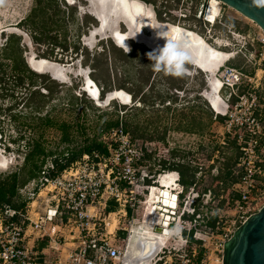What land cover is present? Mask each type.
I'll return each instance as SVG.
<instances>
[{
	"label": "rangeland",
	"instance_id": "rangeland-1",
	"mask_svg": "<svg viewBox=\"0 0 264 264\" xmlns=\"http://www.w3.org/2000/svg\"><path fill=\"white\" fill-rule=\"evenodd\" d=\"M55 1L61 13L59 16L64 22L63 24L59 22V26H53V29L49 31V35L52 40L43 46L35 44L28 32L17 27L20 20L28 16L29 13L38 9L36 0H0V59L9 37L11 35H15L21 38L19 47L22 51L25 63L26 60L32 56L42 58L41 55L46 54L47 56L45 59L49 61L48 65H50V67L46 69V72L38 74L44 75L47 79H34L31 82L25 78L23 83L19 85H16L15 82H13L14 78L11 77L9 70L3 67V70L6 69L7 79L9 80L4 81V84L2 83L0 85L4 86V88L8 90L7 93L0 89V148L4 151V155L8 159V164L7 166H0L1 180L6 179L9 175L15 172L19 173L20 177L28 174L27 172L30 167H28V169L24 172L21 171L24 165V156L27 153L25 147L28 144H32L35 140H38L41 132H43L41 140L48 155L44 167V170H46V168H51V161L54 157L64 156L68 151L74 148L76 149L86 139L97 136L107 120L115 119L114 114L119 113L118 110L121 109L120 106H126L127 109L124 113H126V115L130 114L128 107H131L134 104L130 103L125 105L118 101L119 90H117V88L122 84L126 86L127 91L123 89L120 90L126 92L127 94L128 91L134 92L141 89L142 92L140 96L144 93L146 95L149 94L152 97V100L157 99V95H162L164 108L168 106V110L163 109L157 122L163 126V128H167L169 126H172L171 129H175L178 126L186 127L189 124L188 120L192 116L196 114L200 115V110L194 109L196 104L200 103V101L196 100V96L200 95L207 89L205 83L206 74L207 76H209L208 73L211 74L212 79L210 80V84L217 80L220 84L219 78L216 77L219 66L206 71L207 69L205 67L203 68L200 63V57L196 55L197 52L192 50L193 59L191 62L194 65L191 67L189 66L191 63L186 62L185 68L188 72H185L183 76L171 75L167 73L163 67L157 69V60L155 56L158 54L155 52L159 53L164 47L166 38L173 39L169 35L173 28H178L179 30H183L185 32H190L191 30L189 29L191 28L193 32L198 35L191 32L192 34H195L198 37L201 36L203 40L205 39L204 41L206 44L212 48L213 46L217 48H213L216 51H220L218 49L221 47L214 44V35H219V33L222 34L224 29L230 27V25L236 26L238 23L240 25L248 24L251 28H255L260 32L261 38L264 36L260 29L253 23L223 5H221V19L218 26L215 28L212 27L213 25H206L208 23L204 22V16H200L199 18V11L201 7L196 14V18L201 20L198 21L200 23L194 21L192 22L187 19L183 20V17L185 18V16H189L191 9L195 7L196 0H180L178 10L169 11L170 14L177 17L176 25L169 22L173 25L170 26V24L166 22L169 21L167 10H165L166 13L162 14L161 18L166 20L165 22L169 25L160 24V22H157L159 18L158 10L164 12L163 3L165 0H159V2H157V6L148 4L153 9L157 19V21L152 22L154 29V34L151 35L152 39L150 37V40H147L145 36L142 37L141 32L138 30H136L138 32L137 36L134 35V32V34L129 33V35L122 34L121 32H124V28L121 24H119L118 30L121 31L119 32L121 35L125 36L127 39H134L146 46L145 47L142 44L131 41L129 46L125 48L126 50L123 51L126 54L123 57L122 53L111 48V44L115 47L116 45L108 38L111 37L109 36L110 32H118V30L115 29L116 22L122 18L120 15L121 11L119 9L120 5H117L114 0H85L87 3L84 0ZM172 1L177 3L176 0ZM208 1L209 0L203 1L206 2V8ZM161 4L163 5L161 6ZM87 7L89 14L99 20V23L101 24L100 30H93L97 25V21L84 11ZM52 13L53 11L50 10L47 15L50 16ZM223 19H226V21ZM125 25L130 30V26L128 24ZM92 32H94V34H91ZM161 36H166V38ZM55 43L67 46V51L63 50L59 45H54ZM147 47L155 52L151 51ZM75 48H77L76 52ZM232 49L236 51L238 48L232 46ZM149 53H152L154 56L152 60L149 59ZM0 62L3 64L8 63L5 60H0ZM194 66L196 68H201V70H203L206 74L200 72ZM251 68V65L247 66L248 70H251ZM259 69L264 70V63L259 65ZM213 73L214 75H212ZM258 73L261 74L260 72ZM244 74L249 75L247 73ZM91 75L97 79L100 91H102V89L112 91L110 93H106L102 100L100 97L97 99L91 98L85 89V82L88 85L87 78L91 79ZM45 86H48L53 93H51L50 98L47 99L48 103L44 104L45 107L42 111L43 113H34L27 108L26 103L34 102L35 99L29 97L35 90H39L43 94L49 93L44 89ZM88 86L90 91L94 88L92 85ZM211 88L214 92L213 86H211ZM174 89L179 92L184 91L185 94L180 92V95H177L179 98H176L173 96L175 95ZM11 94H13V97ZM226 94L227 90L225 88L222 89L221 97L225 98ZM211 95L212 94L209 89V92H206L205 94L209 101L211 99ZM262 97L264 99V87ZM231 102L234 103L235 99H232ZM204 106L205 105H202L203 111L208 113V110L205 109ZM48 114L53 122H55L56 126H60L62 123L73 126L70 130V143H64L61 141L62 133L56 126L43 127L44 131L37 128V126L40 125L38 122L39 119H44ZM134 116L135 119L132 120L133 126L136 124L140 125L142 129H146L144 137H146V134L150 136L154 130L153 126L148 124L150 118L147 117L146 111L141 115H137L136 112ZM261 116L264 121V108ZM203 118L204 116L202 119ZM207 122L208 117L206 119V124ZM216 122H218V124L214 127L215 132L212 133V137L208 141V144L213 147V154L216 146H220L218 145V138H220V134L223 133V129L221 127L222 121ZM155 124L156 123H154V126H158ZM173 132L174 130H169V134L174 135V138L176 139L179 132ZM160 133H162L161 129ZM102 134L98 136V140H100ZM185 137L186 136L184 135L178 140H185ZM136 141L142 145L151 143L146 141ZM153 143L156 144L155 142ZM157 147L158 144L154 146L155 152H158ZM171 147L173 150L178 151V153L176 152V156H178L176 157L177 160L180 157L178 162L189 164L190 166L196 168L197 172L199 167L202 166L203 177L197 183V190L202 191L211 188L212 192L216 195V203L218 202L221 208H225L226 203L230 198L228 197L229 195L227 191L221 192L219 187L220 181L218 182L217 189L214 176L211 175L210 177L206 172L208 169V167H206L207 162L202 160V157L205 156L207 150L205 149V153L200 152V149L198 150L199 152H197V145L194 148L193 146H189L181 147L177 150L173 147V145ZM7 148L9 151H7ZM193 149L195 150L192 153ZM232 149V144L229 143L217 150H220L219 155H223L224 152V154L229 156L233 153ZM219 158L221 157L219 156ZM140 165H142V163ZM41 181L42 178L39 182ZM259 183V188L264 190V177L259 178ZM36 186V183L31 182L23 189V191H21L22 193H19L23 197H29ZM214 188L216 190H214ZM220 195L223 196L222 200L219 198ZM182 197L183 196H180V199ZM263 205L264 199L258 206V210H260ZM152 206L153 205H151V208ZM258 210L256 212H258ZM179 212L180 207L177 208V215Z\"/></svg>",
	"mask_w": 264,
	"mask_h": 264
},
{
	"label": "built area",
	"instance_id": "built-area-1",
	"mask_svg": "<svg viewBox=\"0 0 264 264\" xmlns=\"http://www.w3.org/2000/svg\"><path fill=\"white\" fill-rule=\"evenodd\" d=\"M219 5L211 26L221 18ZM200 7L199 18L207 10ZM259 41L264 45V36ZM216 76L221 90H227L222 101L228 106L218 145L234 143L239 152L232 168L235 181L219 182L230 199L221 208L211 189L197 190L203 177L200 166L196 183L181 192L179 233L155 264H221L224 243L264 199L259 188L264 177V70L245 75L224 65ZM217 116L214 112V120ZM99 142L105 153H85L54 176H42L37 192L26 197L21 209L0 205V264H119L124 242L109 231L111 219L117 224L139 203L143 181L151 179L140 164L156 144L142 145L122 126L104 132ZM218 155L215 151V159ZM210 173L217 177L219 170Z\"/></svg>",
	"mask_w": 264,
	"mask_h": 264
},
{
	"label": "trees",
	"instance_id": "trees-1",
	"mask_svg": "<svg viewBox=\"0 0 264 264\" xmlns=\"http://www.w3.org/2000/svg\"><path fill=\"white\" fill-rule=\"evenodd\" d=\"M142 1H144L147 4H153L155 6H157V2H159V0H142ZM179 1L180 0H176L177 3H175L172 0H165V2L163 3L164 12H162L161 10H158V15H159L158 22L160 23L172 22L171 24L176 25L177 17L170 14L169 11L171 12V11L178 10ZM36 2L38 4V9L33 11L32 13H29L28 16H26L23 20H21L17 24V27L22 28L24 31L28 32L31 36L32 41L35 44L45 46L46 44L50 42V40H52L50 38L49 31L53 29V26L58 25L59 22L63 24L64 21L59 16L61 13H60V10L58 9V5L56 4L55 0H36ZM203 3H204L203 0H196L195 7L191 9L189 16H185V18L183 17V20L187 19L189 21L191 20L192 22L201 21L199 18L198 19L196 18V14L198 13L201 5L203 6L206 5V3L204 4ZM163 4H161V6ZM50 10H52L53 13L52 15L48 16L47 14ZM165 10H167L168 12L169 21H166L161 18L162 14L166 13ZM223 20L226 21V19H223ZM206 25L208 26L209 24H206ZM217 26H218V22L216 21L212 27L215 28ZM189 30L193 31L191 28ZM20 39H21L20 37L11 35L7 41L6 46L4 47L2 51L3 54L0 60L2 61L5 60L9 64L8 63L3 64L0 62V85L4 81L9 80L7 79L8 77L6 75V69L9 70L11 77L14 78L13 82H15L16 85L22 84L25 78H27L31 82L34 79L45 80L46 78L44 75H38L28 68L22 56V51L19 47ZM54 45L56 46L59 45L63 50L67 51V46H63L62 44H59V43H55ZM111 48L113 50H118L120 53H122L123 57L126 55L123 52V50H121L118 47L113 46L112 44H111ZM76 51H77V48H75V52ZM46 56H47L46 54L41 55L43 59H45ZM3 67H5L6 69L3 70ZM90 77L97 84L98 88H100L99 84L97 83L98 82L97 79L93 75H91ZM0 89H2V91H5V92L8 91L7 89L4 88V86H0ZM44 89L47 90V92L49 93L43 94L39 90H35L32 92V95L29 97V98L35 99L34 102L26 103L27 108H29L34 113H37V114L43 113L42 111L44 110V107H45L44 104L48 103L47 99L50 98L51 93H53L48 86H45ZM120 89L126 90L127 88L124 84H122L121 86L117 88V90H120ZM110 92L112 91L102 89V91H100L101 100L103 96H105L106 93H110ZM129 92H132V91H129ZM141 92H142L141 89L134 91L133 97L135 99L140 97L141 104L143 105V108L141 110L143 111V109L147 107L146 104L148 103L146 99L147 97L144 94L143 96H140ZM11 95L13 97V94ZM196 100L200 101V97L197 96ZM120 108L121 109L118 110L119 113L114 114L115 119L107 120V122L104 123V127L101 128L97 136L86 139L76 149L74 148L68 151L67 154L64 156L54 157V159H52L51 161L52 163L51 168H46V170H44V167H45L48 155L46 153V149L43 146V143L41 140L42 134H43V132H41L38 140H35L34 142H32V144H28L25 147L27 153L24 156V165L21 171L24 172L28 169V167H30L29 171L27 172L28 174L25 176L22 175L23 177H20L19 173L15 172L9 175L6 179H3V180L0 179V205L5 204V205H9L10 207L14 209H21L22 207H24L25 203L27 202V198L23 197L19 192L24 187H26L29 183L34 182L37 184V186L33 190V193H36L40 185L39 180L42 178V176H46V177L54 176L55 173L63 170L69 164L79 159L81 155L85 153H91L92 151H98L100 153H105L106 149L99 142L98 136H100L102 133L108 131L111 128L122 126L125 132L127 133L132 132L135 138H137L138 137L137 135L139 134V136H141V138L140 137L139 138L144 139L142 137H144L146 130L142 132V130L138 129L137 126L136 127L131 126L128 120H126L125 118L126 113L124 112L126 111L127 107L120 106ZM194 109H197V110L199 109L200 115L196 114L192 116L188 120V122L190 123L191 128L193 127L195 128L194 133H202L203 126H204L202 122L203 110L201 108V105L199 106L196 105ZM166 110H168V108ZM207 117H208V114L206 113V118ZM222 120H223V117L221 116H217L215 119V121H219V122ZM38 122L40 123V125H38L37 128L40 129L41 131L42 130L44 131L43 127L45 128V127L56 126L55 122H53L49 114L44 119H39ZM151 122H153V120ZM210 122L211 123L214 122V114L211 115ZM56 127L57 129L61 130V133H62L61 141L64 143H70L71 142L70 130L73 128V126L62 123L60 126H56ZM191 128L189 130V133H193ZM156 134L157 132L153 131L150 135L153 136V139L161 140L162 137ZM134 137L132 138L135 139ZM230 144H232L233 153L229 156L227 155L224 156L225 164L221 172L222 177L220 176L219 179H222L225 174L227 178L229 177L228 180L231 183L235 181L234 180L235 178L230 177L231 175L230 171L235 166L236 159L239 155V152H238V149L234 146V143H230ZM7 151H9L8 148H7ZM171 170L177 172L180 175L179 182L183 188L187 189L189 186H192L196 183L195 175L197 173V169L190 166L189 164L178 162L177 164L172 165ZM219 179H215L217 189H218ZM214 190L216 189L214 188ZM208 224L210 226L214 225L213 221H210Z\"/></svg>",
	"mask_w": 264,
	"mask_h": 264
},
{
	"label": "water",
	"instance_id": "water-1",
	"mask_svg": "<svg viewBox=\"0 0 264 264\" xmlns=\"http://www.w3.org/2000/svg\"><path fill=\"white\" fill-rule=\"evenodd\" d=\"M217 1L253 23L264 34V0ZM120 4L123 13L131 17V19L128 18L130 26L136 29V22L144 19L142 21L143 25H141L142 32L147 36L151 35L145 20L147 7L149 6L151 8V6L142 0H120ZM125 4H127V9ZM151 10L154 19L157 20L152 8ZM94 19H96L97 25L93 30H100L101 24L99 20L95 17ZM204 22L208 24L213 23V21L209 22L206 18V12ZM121 25L124 28V34H128L129 28L123 23ZM91 34H94V32ZM109 39L113 41L116 47L123 51H125V48L129 46L131 41L134 42L131 39H127L125 44L121 45L120 42L117 43L113 38ZM35 58L32 56L26 60L28 68L36 74L46 72V68L50 67L48 65L49 61ZM197 68L202 72L199 67ZM91 82L95 86L96 92L94 94H88L93 99H97L100 97V89L93 80ZM118 93L121 98L127 99V101H122L120 98L118 101L121 103L124 102L123 104L125 105L131 103V96L129 94L122 90H119ZM210 107L213 112H216L221 117L225 116L228 110V106L222 100L216 106V109L211 104ZM6 158L4 151L0 148V165L6 163ZM160 183H156V188H159L161 191L165 190L166 188ZM177 184L178 181L176 180L174 186ZM171 195L173 194L171 193ZM179 196H182V194H179ZM161 199H163L162 196H160ZM180 200V197L176 196L175 206H169V208H165L160 203L153 205L152 211L151 205H148L147 201L143 204L138 221L129 227V232L123 246V255L119 264H155L162 250L172 243L175 235L179 233L176 223L179 221L177 208L180 207ZM221 264H264V205L258 212L249 216L235 230L230 239L224 243Z\"/></svg>",
	"mask_w": 264,
	"mask_h": 264
},
{
	"label": "crops",
	"instance_id": "crops-1",
	"mask_svg": "<svg viewBox=\"0 0 264 264\" xmlns=\"http://www.w3.org/2000/svg\"><path fill=\"white\" fill-rule=\"evenodd\" d=\"M220 19H217L218 23H219ZM214 37H215V39H214L215 43L214 44L221 47L218 50H220L223 53L230 54V57L224 63L225 66L237 69V70H239L243 73H247L249 75H253L256 71H259V65L264 63V62H262L264 60H260V55H262V58L264 59V45L261 44L259 41L261 39V35H260L259 31H257L255 28H251L248 24L240 25L238 23L236 26L230 25V27H227L224 29V32L222 34H220V33H219V35L215 34ZM212 39H213V37H212ZM212 43H213V41H212ZM232 46H235L238 49H236V51H234L232 49ZM213 48H215V47L213 46ZM215 49H217V48H215ZM252 60L254 61V63ZM249 65L252 66L251 70L247 69V66H249ZM191 67H193V65H191ZM196 69L199 70L198 68H196ZM186 72H188V71H186ZM203 73H205V72H203ZM208 75L210 77L207 76V74L205 77V83H206L207 89L204 90L200 95H197L198 97H201V98H200V103L196 104L197 106L201 105V108H202V105H205L204 108L208 110V113L204 112V111L202 112V117L204 116V118L202 119L203 125H204L202 133H194L195 128L194 127L191 128L190 123L186 127L178 126L175 129H171L172 126H169L167 128H163V126H161L157 122L158 118L160 117V113H162L163 109L166 110L168 107L167 106L166 108H164V102L162 99V95L161 96L157 95V99L152 100V97L149 94L146 95L144 93V95L147 97L146 99H147L148 104H146L147 107H145V109H143V111H142L141 109L143 108V105L141 104L140 97L135 99L133 97V92L128 91V94L131 96V103L134 105L131 107H128L130 114L125 115L126 120H128L130 125L133 126L132 120L135 119L134 115L136 114V112H137V115L138 114L141 115L146 111L147 117L150 118V121H148L149 122L148 124L153 126V130L156 131L157 134L162 137V139L156 140V139H153V136H151V135L148 136L147 134H146V137H142L144 139H140L141 136H139V134L137 135L138 137L135 138L132 132H131L132 134L129 133L132 137H134L136 140H138L140 142L141 141H146V142H151V143L155 142L156 144H158V147H157L158 152L154 151V152H148L145 154L142 165L147 167V171H148V174L150 175L151 179H146L143 181L142 186L144 188L142 187L140 189L141 193H142L140 195L141 198H139V203L136 204L135 208L134 209L128 208L126 215L121 216V218L118 219V223L116 224V227L114 229V234L118 239L121 240V242L122 241L125 242L126 236L129 232V226L138 221L140 212L143 209V204L146 201L148 204L149 200H151V198H155L156 190L159 189V188H156L157 182H159V183L161 182L162 186L169 185V189H170L169 191L172 192L173 196L180 197L179 194H181V192L183 190H185L180 185V182H179L180 181V175L177 172L171 170L172 165L177 164V162L180 160V157L177 160L176 157H178V156H176V152L178 153V151L173 150V148L171 147L172 145L176 150L178 148H181V147H189V146H193V148H194L196 145H197V149H196L197 152L200 151L202 153H205L206 152L205 149H206L207 152L205 153V156L202 157V160L207 162V166H206V167H208V169L206 171L207 174H209V176L211 177V173H210L211 170L213 168H217L219 170L220 175H218L217 177H214V178L219 179V177L221 176V172H222L224 164H225V157L224 156L226 154H224V152H223V155L222 154L219 155L221 158H219V156H218V158L215 159V156L212 153L213 147H211L210 144H208V141L212 137V133L215 132L214 127H215V125L218 124V122H216L215 120L212 123L210 122V117L212 114H214L213 110L210 107V104L213 106V108H215V106L219 103V101L216 100L214 97L215 92H213L211 90L212 89L211 84H210L211 83L210 80L212 79L211 74L208 73ZM208 79H209V83H208ZM209 89H210L211 94H212L210 101L205 96L206 92H209ZM218 91L219 92L217 94L219 95L220 99L223 100V98L221 97V93H222L221 87L219 88ZM180 92L175 90V95H173V96H175L177 98L180 95ZM181 93L185 94L184 91H182ZM141 96H143V95H141ZM172 99H173V97H172ZM214 101H216V102H214ZM152 105H153V107H152ZM206 113L208 114V120H209L207 122V124H206L207 118L205 119ZM151 120H153V122H151ZM154 123H156L158 126H154ZM136 126L140 130H143V131L146 130V129H142V127L138 124H136L133 127H136ZM190 128L192 129L193 133H189ZM160 129L162 130V133H160ZM169 130H174L173 133L179 132V135H177L178 137L175 139L174 135L169 134ZM184 135L186 136L185 140H178L179 138H182ZM218 148L221 149L220 146L219 147L216 146V149L214 150V152L220 151V150H217ZM194 150L195 149L192 150V153ZM195 154H197V153H195ZM188 155H186V156H188ZM230 174H231L230 177H232V170L230 171ZM228 179H229V177L227 178L224 174L223 178L219 179V181H222L223 183H228L229 182ZM176 180L178 181V184L176 186H174V184L176 183ZM209 189H211V188H209ZM139 205H140V207H139ZM110 206L112 209L114 208V205L112 204V202L110 203ZM185 219H187V217H185ZM39 243H40L39 246H43V244H44V242H39Z\"/></svg>",
	"mask_w": 264,
	"mask_h": 264
},
{
	"label": "bare ground",
	"instance_id": "bare-ground-1",
	"mask_svg": "<svg viewBox=\"0 0 264 264\" xmlns=\"http://www.w3.org/2000/svg\"><path fill=\"white\" fill-rule=\"evenodd\" d=\"M116 3H117V5H120L119 6V9H120V11H121V13H120V15L122 16V21L125 23V24H128L129 26H130V24H129V20H128V18H130L131 19V17L129 16V15H126V14H124L123 13V11H122V8H121V4H120V0H114ZM109 3V2H108ZM126 6V9H127V4H125ZM219 9H220V5H219V2L217 1V0H212L210 3H209V6H208V8H207V11H206V18L208 19V21L209 22H212L213 20H214V18H215V16L218 14V12H219ZM92 16V15H91ZM132 20H133V17H132ZM144 19H142V20H138V22H136V29L135 28H133V27H131L130 26V30H129V33L130 34H134L135 36H137V31L136 30H138L139 32H141V34H142V37H146L147 38V40H150V37H151V35L152 34H154V29H153V25H152V22H154V21H157V20H155L154 19V16H153V12H152V10H151V8L148 6L147 7V13H146V17H145V20H146V24H147V26L149 27V30H150V32H151V35H146V34H143V32H142V29H141V25H143V23H142V21H143ZM158 22V21H157ZM160 24H168V23H160ZM169 25V24H168ZM170 26H173V25H171L170 24ZM155 28V27H154ZM183 29V28H182ZM188 30V29H187ZM134 32V33H133ZM191 32H193V31H190V32H185V31H183V30H179L178 28H173V30H171V32H170V37L171 38H173V39H179V38H183L184 40H186L188 43H190V45H191V48H192V50H194V51H196L197 52V56L198 57H200V59H201V64H202V67L204 68H206L207 70L206 71H209L210 69H214V68H217L218 66H219V68L221 67V66H223L224 65V63L226 62V60L228 59V57L230 56V54H227V53H223V52H221V51H216V50H214L212 47H210L208 44H206L205 43V41L202 39V37L200 38V37H198V36H196V35H198V34H196L195 32H193V33H195V34H192ZM128 33V34H129ZM140 34V33H139ZM109 36H111V37H109V38H113L117 43L118 42H120L121 43V45H124L125 44V41L127 40V38L125 37V36H123V35H121L120 33H119V31L117 32H110V34H109ZM141 37V36H140ZM141 37V38H142ZM151 39H152V37H151ZM198 43V44H197ZM151 44V43H150ZM148 48V47H147ZM150 49V48H149ZM126 50V49H125ZM154 51V50H153ZM155 52V51H154ZM157 53V52H156ZM36 59V58H35ZM42 59V58H41ZM48 61V60H47ZM207 64V65H206ZM221 65V66H220ZM47 68H49V67H47ZM46 68V69H47ZM219 70V69H218ZM212 75H214V73L212 74ZM92 79H89V78H87V82H88V85H92L94 88H92V90L90 91L89 90V86L87 85V83L85 82V89L87 90V92L89 93V94H94L95 92H96V90H95V86L92 84ZM219 81H220V79H219ZM220 84H221V81H220ZM219 84V82H218V80L217 81H214V82H212V84H211V86H213V88H214V92H215V95H214V97H215V99L216 100H218L219 101V103L221 102V99H220V97H219V95L217 94L219 91V88H220V85ZM96 85V84H95ZM97 86V85H96ZM119 94V93H118ZM92 98V97H91ZM121 97H120V94L118 95V100L120 99ZM122 99V101H127V99H125V98H121ZM106 100H107V98H106ZM214 100V99H213ZM214 102H216V101H214ZM213 102V103H214ZM124 103V102H123ZM218 103V104H219ZM217 104V105H218ZM216 105V106H217ZM216 106H215V109H216ZM216 113V112H215ZM7 164H8V159L6 158V163L4 164V165H0L1 167H3V166H7ZM169 174V173H168ZM176 174V173H175ZM161 184V183H160ZM166 189L165 190H163V191H161L160 189H157L156 190V195H155V198H151V200H149V203H148V205H156V204H161V205H163L165 208H169V206H171V207H174L175 206V204H176V196H173V195H171V193L172 192H170L169 190V185H165L164 186ZM160 196H162L163 197V199H161L160 200ZM147 205V204H146ZM155 209V208H154ZM153 210V206H152V208H151V211ZM111 225H110V227H109V231L110 232H113V230L115 229V227H116V221H115V219L114 218H112L111 219ZM171 238V237H170ZM170 238H168V239H170Z\"/></svg>",
	"mask_w": 264,
	"mask_h": 264
},
{
	"label": "clouds",
	"instance_id": "clouds-1",
	"mask_svg": "<svg viewBox=\"0 0 264 264\" xmlns=\"http://www.w3.org/2000/svg\"><path fill=\"white\" fill-rule=\"evenodd\" d=\"M161 37L166 38V36ZM148 56L150 60L154 57L152 53H149ZM155 57L157 60V69L163 67L167 73L174 76H181L187 71L185 63L191 62L193 59V52L190 43L183 38H166L164 47Z\"/></svg>",
	"mask_w": 264,
	"mask_h": 264
},
{
	"label": "flooded vegetation",
	"instance_id": "flooded-vegetation-1",
	"mask_svg": "<svg viewBox=\"0 0 264 264\" xmlns=\"http://www.w3.org/2000/svg\"><path fill=\"white\" fill-rule=\"evenodd\" d=\"M85 1V0H84ZM86 2V1H85ZM87 3V2H86ZM206 3V2H205ZM204 4V3H203ZM88 7H89V5H88ZM88 7H87V9H84V11H86V13L88 14V15H90L89 14V10H88ZM91 16V15H90ZM93 17V16H92ZM94 18V17H93ZM124 24V22L122 21V19H120V20H118L117 22H116V26H115V29H117L118 30V26H119V24ZM119 31V30H118ZM119 32H121V31H119ZM122 34H124V32H121ZM107 35V34H106ZM129 35V34H128ZM99 36V35H98ZM100 37H102V36H100ZM102 38H104V37H102ZM109 38V37H108ZM128 39H131V38H128ZM131 40H133L134 42H136V43H138V44H142V43H139L138 41H136V40H134V39H131ZM205 40V39H204ZM142 45H144V44H142ZM145 46V45H144ZM146 47V46H145ZM129 48V47H128ZM151 50V49H150ZM43 59V58H42ZM189 63H191L192 64V62H189ZM192 65H194V64H192ZM201 69V68H200ZM202 72H203V70H202ZM48 73V72H47Z\"/></svg>",
	"mask_w": 264,
	"mask_h": 264
}]
</instances>
